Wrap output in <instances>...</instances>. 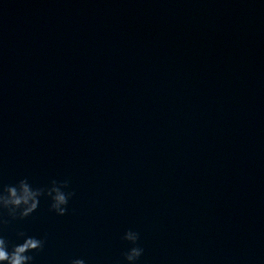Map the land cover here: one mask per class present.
I'll use <instances>...</instances> for the list:
<instances>
[{"label": "water", "instance_id": "1", "mask_svg": "<svg viewBox=\"0 0 264 264\" xmlns=\"http://www.w3.org/2000/svg\"><path fill=\"white\" fill-rule=\"evenodd\" d=\"M0 224L31 264H264V0H0ZM19 233H24L20 236Z\"/></svg>", "mask_w": 264, "mask_h": 264}, {"label": "clouds", "instance_id": "2", "mask_svg": "<svg viewBox=\"0 0 264 264\" xmlns=\"http://www.w3.org/2000/svg\"><path fill=\"white\" fill-rule=\"evenodd\" d=\"M70 181L52 180L50 187L33 188L28 180L21 179L16 185H9L0 190V209L6 210L11 219H24L30 216L39 206L40 197L47 196L51 200L50 208L58 216H64L68 212L69 200L75 195L74 191L68 189ZM9 221L0 214V224ZM24 236V233H19ZM139 233L129 229L122 237L123 240L133 245L124 253L127 264H135L142 256L144 249L138 245ZM45 240L36 237H25L22 243L13 245L9 251V244L0 235V264H31L34 259L29 253L42 251ZM70 264H85L83 259H73Z\"/></svg>", "mask_w": 264, "mask_h": 264}]
</instances>
